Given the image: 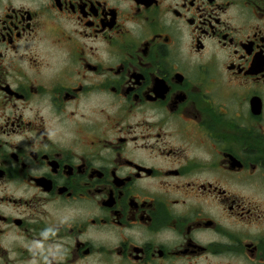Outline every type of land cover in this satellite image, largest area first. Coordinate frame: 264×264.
Instances as JSON below:
<instances>
[{
	"label": "flooded vegetation",
	"instance_id": "af4514ba",
	"mask_svg": "<svg viewBox=\"0 0 264 264\" xmlns=\"http://www.w3.org/2000/svg\"><path fill=\"white\" fill-rule=\"evenodd\" d=\"M0 264H264V0H0Z\"/></svg>",
	"mask_w": 264,
	"mask_h": 264
}]
</instances>
